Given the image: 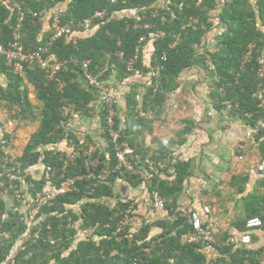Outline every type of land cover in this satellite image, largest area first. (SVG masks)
I'll list each match as a JSON object with an SVG mask.
<instances>
[{
  "label": "trees",
  "instance_id": "obj_1",
  "mask_svg": "<svg viewBox=\"0 0 264 264\" xmlns=\"http://www.w3.org/2000/svg\"><path fill=\"white\" fill-rule=\"evenodd\" d=\"M11 2L18 3L19 9L0 1V42L7 46L21 17L20 42L26 54L45 45L54 33L40 20L44 9L64 5L61 24H79L101 9H106V15L104 20H94V31L80 37L75 45L65 37L53 41L49 52L62 63L53 78H47L44 69L33 60L23 61L21 73L13 72L4 59L0 61V77L4 78L0 84V103L15 122L38 121V127L15 158L5 151V142L0 141V264H8L7 257L13 255L12 249L28 227L23 212L25 196L20 197L16 190L26 184L29 197L25 201L32 208L44 184L60 183L68 178H74L73 188L39 208L34 219L40 228L38 236L33 242L22 243L23 249L13 257L14 264H258L264 243L253 246L252 242L256 240L255 230L264 233V205L252 206L254 201L264 202V196L255 193L246 196V214L236 221L237 230L248 236L249 242L214 237L211 249L206 244L185 242L183 237L194 232L189 213L197 212L180 199L186 193L184 183L190 164L180 156L173 157V151L166 153L168 147L162 142H158L157 150L150 151L143 144V132L151 133L152 119L146 115L159 114L166 98L181 87L179 78L193 69L199 76L192 89L207 76L217 77L209 93L214 112L239 118L248 128L264 120V104L259 106L254 96L256 91L264 90V74L258 73V57L264 54V0ZM145 24L150 27L145 28ZM153 32L163 33L149 46L146 56L150 67L161 65L157 83L153 80L146 85L148 82H145L147 88L142 90V84L133 82L125 93L124 110L119 111L118 105L114 109L119 142L134 149L139 165L148 174V182L138 174L116 169L104 121L105 108H100L99 121L106 147L87 154L83 153L89 148L87 140L80 142L71 132L69 117L63 109L67 107L70 112L86 115L94 109L91 104L97 93L81 83L82 60L89 62L92 74L108 66L103 77L114 73L122 81L129 77L126 64L134 57L138 38ZM177 38L178 43L171 46ZM211 42L215 47L209 50ZM249 50L250 56L243 62ZM142 55L136 65L146 68ZM25 81L32 86L39 105L38 114ZM13 109L16 111L11 112ZM182 121L185 125L170 140L171 145L179 148L186 134L196 128L193 119ZM1 139H9V134L3 132ZM254 139L264 152V128H260ZM71 143L73 150L68 151ZM147 156L156 161L153 168L143 166ZM158 162H164L165 166L158 168ZM17 163L18 172L11 170ZM37 169L39 177L34 179L33 170ZM103 172L106 176L99 177ZM238 178L232 176V180ZM235 185L232 181L231 186ZM134 188L143 192L146 214L138 213V202L134 203L128 196V190ZM154 190L163 199L164 206L158 209L162 214L155 221L146 222L145 215L151 212L146 205L148 201L151 204L150 193ZM243 190V184L237 185V193ZM3 195L10 197L13 205H7ZM179 205L188 213H176ZM137 215L143 221L129 237L132 220ZM253 216L261 220V226L248 229L246 220ZM126 219L128 223L122 224ZM86 229L91 230L89 237L77 238L78 231Z\"/></svg>",
  "mask_w": 264,
  "mask_h": 264
},
{
  "label": "crops",
  "instance_id": "obj_2",
  "mask_svg": "<svg viewBox=\"0 0 264 264\" xmlns=\"http://www.w3.org/2000/svg\"><path fill=\"white\" fill-rule=\"evenodd\" d=\"M59 7L64 8L65 6L59 5ZM42 23L46 25V20H43ZM147 50L142 51L145 56V59L143 57L144 60H147ZM104 68L107 71L108 66ZM110 75L108 78H103L109 92L118 99L119 111H123L125 108V93L133 82L142 84V90L147 88L144 85L147 82L145 79L131 75L119 81L115 78L114 73ZM81 83L85 85L82 76ZM201 84L202 81L198 86ZM91 105L94 106V109L88 115L79 113V116L71 119L68 125L80 142L87 140L89 148L86 151L88 152L94 149L104 150L106 147L99 121V112L102 106L98 93ZM204 110H201L200 113L191 114L190 120L193 119L196 128L193 132L186 134L185 140L180 146L181 160H189L190 164L189 176L184 183L186 193L180 199L189 208H194L202 221L212 223L214 239L223 240L228 237L230 241L237 242L241 234L235 225L237 219L246 214L244 198L251 193H255L259 197L264 196V170L259 171L256 168L258 164H264V152L261 151L258 143H254L255 139L248 140L245 138L247 130L245 124L237 119H226L219 113L205 112ZM122 114L124 115L123 112ZM146 116L152 119L153 129L157 117H150L149 114ZM146 142L148 143L147 146ZM144 144L148 147L151 140L145 141ZM73 146L74 144L71 143L67 150L72 151ZM234 175L240 178L232 180ZM232 181H235L237 185L243 184L244 190L237 193V185L232 187ZM142 193L139 188L128 190L130 199L134 203L138 202L137 212L146 214L143 208L145 202L142 199ZM138 195L141 196L138 197ZM258 201H254L252 207L264 205L263 200ZM205 207L209 209L207 214L203 211ZM146 208L151 211L145 215L146 222L155 221L153 218L162 214V210L154 209L149 201ZM137 217L139 218L137 225H140L143 220L140 215ZM255 235L256 240L252 242L253 246L263 244L264 233L255 230Z\"/></svg>",
  "mask_w": 264,
  "mask_h": 264
},
{
  "label": "built area",
  "instance_id": "obj_3",
  "mask_svg": "<svg viewBox=\"0 0 264 264\" xmlns=\"http://www.w3.org/2000/svg\"><path fill=\"white\" fill-rule=\"evenodd\" d=\"M2 3L6 5H11L12 7H16L19 9L18 3H13L11 0H0ZM111 2H116V0H110ZM65 7H49L48 9H44L40 12L41 21L46 20V27L52 28L54 33L48 39L45 45L38 47L35 51L29 52L26 54L24 52L23 46L20 42V33L19 28L21 25V17L17 19L16 26L12 31V39H10L5 46L0 42V61L4 59L8 65L11 66L12 71L15 73H21L23 70V61L25 59L35 61L41 68L44 69L47 78H53L56 73L61 69L62 63L57 61L53 55L50 54V47L53 41L56 38L65 37L68 41H71L72 44H76L77 40L82 36L90 35L94 29L92 28V23L94 20H104L106 15V9L96 10L90 17L84 18L79 24H75L73 22L69 23H60V17L64 12ZM34 15H37L34 13ZM149 24H145V28H149ZM162 32H153L149 33L148 36L142 35L138 38L137 43L139 46L136 47L134 57L129 60L126 64V71L136 78L145 79L148 84H151L152 79H156L158 75L157 72L161 69V65L156 64L154 67H150L148 65V60H144L143 63L146 64V68H142L136 65L138 60V53L147 50L149 46L158 38L162 37ZM141 49V50H140ZM250 50L244 55L243 62L247 60L250 56ZM120 54V53H119ZM164 59V57H163ZM242 62V65L244 64ZM258 73L260 76L264 74V54H261L258 57ZM82 66V78L85 83V86L94 90L100 95V101L102 108H105L106 115L104 117L106 131L109 136L111 149L114 153V157L116 159V169L121 171L129 172L132 174H138L142 177L143 180L148 181V174L144 169H142L139 165L140 160L138 156L135 154V151L132 147L127 144L119 142L120 134L117 127H115L114 122V109L116 105H118V99L114 94L109 92L107 84L104 79H102V75L106 72V68H103L97 74H92L89 71V62L87 60L81 61ZM155 81V80H154ZM254 96L259 100V106L264 104V90H258L254 93ZM63 113L65 116H68L70 121L73 118H77L79 116V112H70V110L65 107L63 109ZM258 125L255 127L248 128L245 133V137L248 140H252L255 135L259 134L260 128H264V120H259ZM180 149L174 150L172 152L173 157H176L180 154ZM84 154H87L88 151H84ZM144 165H148L150 168L155 166L153 161H145ZM165 166L164 162H158L157 167L163 168ZM258 170H264V164L260 163L257 165ZM106 176V172H103L99 175V177L104 178ZM149 182V181H148ZM74 178H68L60 183H46L41 187V190L38 194V197L35 201V204L32 208L29 209V221L28 227L23 235V241H34V238L38 236V229L34 225V219L38 214L39 208L42 206H46L52 203V201L58 196L62 195L73 188ZM151 205L154 209H162L164 206V201L159 195L157 191H152L150 193ZM205 213L209 212L208 208L203 209ZM176 213L187 214L188 211L184 206H177L175 209ZM190 220L193 225L194 232L183 237L185 242H194L206 244L208 249H211L212 245L210 243L214 242L212 237V223L207 222L203 224L197 212H190ZM139 221L137 216H134L132 220V225L136 226ZM125 221L122 222L124 224ZM246 228L251 229L255 227L261 226V220L256 217H250L246 220L245 223ZM133 230L128 234L131 237ZM84 234H91L90 229L83 230ZM33 240V241H32ZM241 242H248L249 238L247 236H241ZM23 249L22 241L18 244L16 250L12 253L13 255L10 257V263L13 264V257L15 253L19 250ZM258 264H264V249L260 254Z\"/></svg>",
  "mask_w": 264,
  "mask_h": 264
},
{
  "label": "rangeland",
  "instance_id": "obj_4",
  "mask_svg": "<svg viewBox=\"0 0 264 264\" xmlns=\"http://www.w3.org/2000/svg\"><path fill=\"white\" fill-rule=\"evenodd\" d=\"M212 34H210L209 37H211ZM179 41V38H177L172 44L176 45ZM215 45H213V42H211L209 46V50L214 49ZM151 48V47H150ZM149 49V48H148ZM148 57V56H147ZM148 60V58H147ZM156 66V65H155ZM159 72L156 73L158 75ZM199 74L198 72L193 69L188 73H185V75L181 76L179 78L181 87L178 88L176 91H174L172 94H170L166 100L164 101L162 111L155 115L153 113H149L150 117L153 116L154 118L157 117L156 122L153 124V129H152V124H151V133H148V131H145L143 133L144 139H143V144L145 141L151 140V144L148 146L149 150H157L158 147V142H162L167 148L166 153L174 151V150H179L177 145H171L170 140L175 139V132L179 130L183 125V119H191V114L192 113H200L201 110H204L205 112H214L213 108V103H212V98L210 97L209 93L213 87V80H216L217 77H206L204 80H202V84L198 87H195V89H192V84L194 81H197L196 78H198ZM158 77V76H157ZM156 80V79H152ZM158 80V79H157ZM201 80V79H200ZM4 78L1 76L0 77V84L3 83ZM24 86H26L29 90V98L32 101L33 105H36L35 113L38 114L39 112V105L37 101L35 100L34 94L32 92V86L27 83L26 81L23 82ZM152 83V82H151ZM155 83H157L155 81ZM16 111V109H13L11 112ZM143 114V113H142ZM224 118L226 119H233L226 114L222 113ZM12 115L6 112L5 108L3 107L2 103H0V141L5 142V151L9 153V155L12 158H15L16 156L20 155L22 151V147L26 140L28 139L29 135L38 127V121L34 122H29L28 120H22L20 122H15L14 118H11ZM239 120L241 123H243L239 118H235ZM244 124V123H243ZM6 132L9 134V139H1L2 133ZM149 136V137H148ZM150 138V139H149ZM7 143H6V141ZM146 142V146H147ZM257 144V143H255ZM145 146V144H144ZM145 146V147H146ZM155 152V151H154ZM180 152V151H179ZM149 153V152H148ZM256 153V152H254ZM181 154V153H180ZM178 155V157L180 156ZM150 155V153H149ZM152 155V153H151ZM150 155V156H151ZM183 155V153H182ZM150 156L145 157L144 160L147 161H154L152 158L150 159ZM11 159V158H10ZM181 159V157H180ZM18 163L16 164V168H12L11 170H16L18 172ZM33 178L37 179L39 177V170H33ZM14 175L11 174V177ZM26 184H22V187L16 190L17 195H20V197L25 196L24 199V208L23 212L26 217V221L28 224L29 221V212L28 210L30 209L29 206L26 205L25 199L29 197V194L27 193L26 189ZM22 191H25L23 194H20ZM6 204L7 205H13V201L10 197L3 195ZM158 216H155L153 219L156 220ZM148 222V221H147ZM35 226L39 230L40 228L38 227V222H34ZM140 225H137V227H132L131 229H138ZM77 238H87L89 237L88 234L82 233L81 230L78 231ZM20 241L16 242L19 243ZM15 243V244H16ZM14 244V245H15ZM13 245V246H14ZM17 245V244H16ZM12 252H14V249H12Z\"/></svg>",
  "mask_w": 264,
  "mask_h": 264
},
{
  "label": "clouds",
  "instance_id": "obj_5",
  "mask_svg": "<svg viewBox=\"0 0 264 264\" xmlns=\"http://www.w3.org/2000/svg\"><path fill=\"white\" fill-rule=\"evenodd\" d=\"M140 50H141V49H140ZM140 55H142V52H141V53H140V52L138 53V58H140ZM143 61H144V59H142V63H143ZM144 64H145V63H144ZM145 65H146V64H145ZM146 67H147V66H146ZM126 72H127V71H126ZM127 73H128V72H127ZM103 75H104V74H103ZM103 75H102V79H104V78H103ZM128 75L131 76V74H129V73H128ZM104 80H105V79H104ZM247 130H248V127H247ZM247 130H246V131H247ZM245 133H246V132H245ZM245 138H246V137H245ZM253 139H254V138H253ZM262 164H263V163H262ZM256 168H257V167H256ZM257 170H258V169H257ZM259 171H260V170H259ZM261 171H262V170H261ZM127 220H128V219H126L125 224L128 223ZM212 226H213V225H212ZM132 227H137V225H136V226H133V225H132ZM212 229H213V228H212ZM134 230H136V229H133V231H134ZM24 234H25V232L23 233V235H24ZM23 235L21 236V238H20V240H19L20 242L22 241V243L24 242V241L22 240V239H23ZM241 236H246V235L242 234ZM241 236H239V241H240ZM247 237H248V236H247ZM248 238H249V237H248ZM249 240H250V239H249ZM20 242H19V243H20ZM248 242H249V241H248ZM19 243H17L16 248H17V246H18ZM242 243H247V242H242ZM16 248H14V250H16ZM6 262H7L8 264H11V263H10V256L7 257V261H6ZM13 264H14V260H13Z\"/></svg>",
  "mask_w": 264,
  "mask_h": 264
},
{
  "label": "bare ground",
  "instance_id": "obj_6",
  "mask_svg": "<svg viewBox=\"0 0 264 264\" xmlns=\"http://www.w3.org/2000/svg\"><path fill=\"white\" fill-rule=\"evenodd\" d=\"M186 155V154H185ZM187 159V158H186ZM189 161V160H188ZM186 162V161H185Z\"/></svg>",
  "mask_w": 264,
  "mask_h": 264
}]
</instances>
